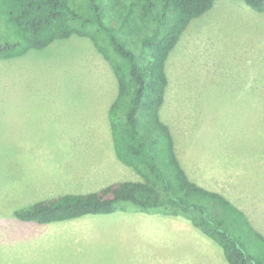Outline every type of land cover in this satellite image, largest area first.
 I'll use <instances>...</instances> for the list:
<instances>
[{
  "label": "rangeland",
  "instance_id": "1",
  "mask_svg": "<svg viewBox=\"0 0 264 264\" xmlns=\"http://www.w3.org/2000/svg\"><path fill=\"white\" fill-rule=\"evenodd\" d=\"M140 1L103 0L106 22L122 29L121 40L135 54L156 27L143 20ZM215 4L190 22L169 58L161 118L195 183L214 189L218 156L233 152L241 165L250 154L255 190L264 192V14L245 0ZM174 16L169 14L166 27L176 23ZM90 41L73 36L0 61V264H216L211 249L229 264L213 240L199 232L209 246L184 234L176 222L129 221L55 241L50 236L65 230L14 217L47 198L141 180L118 159L112 134L95 138L110 80L95 68ZM118 91H111L114 100ZM197 203L219 220L212 214L217 204L201 198ZM231 231L264 264L261 242L239 226Z\"/></svg>",
  "mask_w": 264,
  "mask_h": 264
},
{
  "label": "trees",
  "instance_id": "2",
  "mask_svg": "<svg viewBox=\"0 0 264 264\" xmlns=\"http://www.w3.org/2000/svg\"><path fill=\"white\" fill-rule=\"evenodd\" d=\"M215 2L140 1L143 20L147 25L155 21L156 27L135 54L121 40L122 29L106 22L103 0H0V61L16 60L73 36L91 40L103 55L119 84L109 111L115 152L141 177L88 194L47 198L15 211L17 220L45 226L131 211L182 216L222 248L229 264H263L244 250L231 228L245 229L263 246L264 237L225 197L190 179L174 135L161 118L169 87V58L190 22L211 11ZM245 2L264 14V0ZM170 13L177 21L166 27ZM200 198L217 204L212 214L218 215V221L197 203Z\"/></svg>",
  "mask_w": 264,
  "mask_h": 264
},
{
  "label": "crops",
  "instance_id": "3",
  "mask_svg": "<svg viewBox=\"0 0 264 264\" xmlns=\"http://www.w3.org/2000/svg\"><path fill=\"white\" fill-rule=\"evenodd\" d=\"M91 44L95 52L93 54L97 55L96 60L92 59L95 68H101V69L103 68L102 75L108 77L110 80L109 85L107 87V94L109 93L110 97L105 99L103 103V108L100 110L101 112L100 118L103 119V120H99L101 130L98 133H96L97 135H95V138L102 137L106 139L110 134H112L111 123L109 120V111L115 100L114 97H112L111 95V91L113 94H115L117 87L119 90V84H118V80L117 82L115 81V74L110 64L105 60L103 55L96 53L98 52L97 49L95 48L93 43ZM9 68H10V64H9ZM116 83L118 84V86ZM96 117H98V115ZM233 155L234 153L232 152V153H227L226 156L217 157L216 165H215V173H214V180H215L214 189L207 188L199 183L198 184L200 186L202 185V187L208 190L215 191L216 193L225 197L236 208H238L241 212H243V214H245V216L251 223L252 227L264 237V192L262 191V189L259 192L255 190V176L252 165V163L254 162L253 158H251L249 154L244 160L241 159V163H242V164L240 163L241 165H237L238 163H236V161L239 159L231 158V156ZM185 171L189 175L188 170L185 169ZM201 173L203 174V171ZM262 183L263 181L261 179V187H262ZM170 218H172V221ZM139 220L141 222L142 220L156 221L162 223L176 222L177 223L176 225L179 227L178 228L179 231L185 232L184 234L189 233L190 235H193L196 238L201 239L207 245L211 244L209 242L211 239L210 240L208 239L209 240L208 241L205 237L201 236V233H199L200 231L197 228H195L193 224L186 218L182 216L167 215L164 213L146 214L140 212H130V213L120 212L111 215L88 216L79 220L66 222V223L51 224L45 226L37 225V226L58 228L57 230H65V231H59L55 235L50 236L51 238L55 239V241L56 240L62 241V239L63 240L76 239L84 231L93 230V229L96 230L108 229V228L112 229V227L114 229L113 225H117L120 223H127L129 221L135 222ZM105 224H110L111 227ZM45 245L43 246L44 248H49V246H45ZM210 252L213 253L214 255L213 257L215 259L214 261L216 264H220V263L224 264L225 261L223 259V256L221 255L222 257L220 261V255L217 249H211L209 250V253Z\"/></svg>",
  "mask_w": 264,
  "mask_h": 264
}]
</instances>
